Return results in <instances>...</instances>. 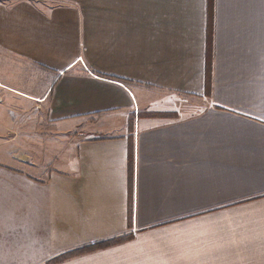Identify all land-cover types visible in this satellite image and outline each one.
I'll use <instances>...</instances> for the list:
<instances>
[{
	"label": "crops",
	"instance_id": "obj_1",
	"mask_svg": "<svg viewBox=\"0 0 264 264\" xmlns=\"http://www.w3.org/2000/svg\"><path fill=\"white\" fill-rule=\"evenodd\" d=\"M207 21L208 0H0V54L49 76L20 92L67 137L44 177L0 156V264H264V0H214L209 92Z\"/></svg>",
	"mask_w": 264,
	"mask_h": 264
},
{
	"label": "rangeland",
	"instance_id": "obj_2",
	"mask_svg": "<svg viewBox=\"0 0 264 264\" xmlns=\"http://www.w3.org/2000/svg\"><path fill=\"white\" fill-rule=\"evenodd\" d=\"M7 61L0 54V156L24 158L34 164V174L44 177L48 169L63 167L67 137L53 131L46 108L25 93L39 89L49 76L35 79L24 64Z\"/></svg>",
	"mask_w": 264,
	"mask_h": 264
},
{
	"label": "trees",
	"instance_id": "obj_3",
	"mask_svg": "<svg viewBox=\"0 0 264 264\" xmlns=\"http://www.w3.org/2000/svg\"><path fill=\"white\" fill-rule=\"evenodd\" d=\"M213 33H214V0H208V21H207V75L208 79L206 81V91L209 92L210 88V72H211V58L213 50ZM116 240H106L94 245L85 246L78 248L71 253H79L85 251H91L97 247L106 246L112 243H115Z\"/></svg>",
	"mask_w": 264,
	"mask_h": 264
},
{
	"label": "built area",
	"instance_id": "obj_4",
	"mask_svg": "<svg viewBox=\"0 0 264 264\" xmlns=\"http://www.w3.org/2000/svg\"><path fill=\"white\" fill-rule=\"evenodd\" d=\"M81 59V58H80ZM81 61H82V59H81Z\"/></svg>",
	"mask_w": 264,
	"mask_h": 264
}]
</instances>
